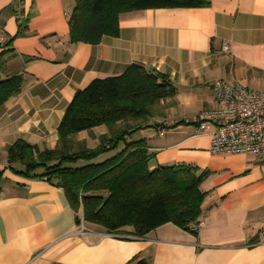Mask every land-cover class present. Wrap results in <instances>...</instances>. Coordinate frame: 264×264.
I'll list each match as a JSON object with an SVG mask.
<instances>
[{
    "label": "crops",
    "instance_id": "obj_1",
    "mask_svg": "<svg viewBox=\"0 0 264 264\" xmlns=\"http://www.w3.org/2000/svg\"><path fill=\"white\" fill-rule=\"evenodd\" d=\"M73 4L0 0V25L9 37L0 45V81L22 78L20 92L0 105V264H128L134 257L148 264H264V163L249 153L214 154V126L196 131L201 110L213 106L216 80L264 89V0L125 12L118 36L97 44L69 42ZM131 64L166 75L175 89L149 121L159 126L133 134L154 153L150 168L184 164L208 172L194 232L168 222L137 237L85 223L81 235L61 187L5 168L17 139L39 149L54 145L77 89ZM105 130L82 131L77 139L94 147Z\"/></svg>",
    "mask_w": 264,
    "mask_h": 264
},
{
    "label": "trees",
    "instance_id": "obj_2",
    "mask_svg": "<svg viewBox=\"0 0 264 264\" xmlns=\"http://www.w3.org/2000/svg\"><path fill=\"white\" fill-rule=\"evenodd\" d=\"M210 0H74L68 15L71 43H99L118 36L122 13L153 8L208 6ZM22 78L12 75L0 81V105L21 90ZM175 89L166 75L129 65L114 76L92 79L75 91L60 119L52 147L39 149L17 139L7 149L5 168L26 178H47L61 187L76 223L79 211L84 223L107 233L127 232L137 237L173 223L192 232L190 224L201 214L205 192L200 188L208 172L184 164L150 168L154 153L145 139L133 134L147 127L160 102ZM104 126L94 147L77 139L82 131ZM113 151L112 155L95 161ZM4 168L0 169V182ZM128 229V230H127ZM128 264H148L134 257Z\"/></svg>",
    "mask_w": 264,
    "mask_h": 264
},
{
    "label": "built area",
    "instance_id": "obj_3",
    "mask_svg": "<svg viewBox=\"0 0 264 264\" xmlns=\"http://www.w3.org/2000/svg\"><path fill=\"white\" fill-rule=\"evenodd\" d=\"M9 37L0 25V45ZM224 49H227L224 43ZM213 106L201 110L198 115L197 132L214 127L210 131L209 150L214 154H253L264 163V89H250L238 82L216 80L212 86ZM163 134L162 131L159 132ZM77 223V233H87L82 214ZM200 222L190 224L196 230Z\"/></svg>",
    "mask_w": 264,
    "mask_h": 264
},
{
    "label": "rangeland",
    "instance_id": "obj_4",
    "mask_svg": "<svg viewBox=\"0 0 264 264\" xmlns=\"http://www.w3.org/2000/svg\"><path fill=\"white\" fill-rule=\"evenodd\" d=\"M77 138H78V137H77ZM112 153H113V151L108 152V153H106V154H103V155L99 156L97 159H95V161H101L103 158L112 155Z\"/></svg>",
    "mask_w": 264,
    "mask_h": 264
}]
</instances>
